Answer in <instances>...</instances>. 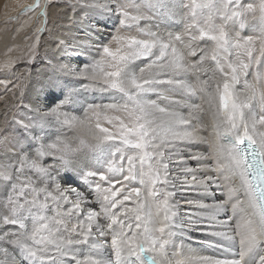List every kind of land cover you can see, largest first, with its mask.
I'll list each match as a JSON object with an SVG mask.
<instances>
[{
    "label": "snow or ice",
    "instance_id": "obj_1",
    "mask_svg": "<svg viewBox=\"0 0 264 264\" xmlns=\"http://www.w3.org/2000/svg\"><path fill=\"white\" fill-rule=\"evenodd\" d=\"M66 6L94 35L98 17L114 31L58 42L89 58L54 66L74 86L51 106L24 103L27 78L12 83L0 114V264H264V0ZM55 7L35 0L22 13L39 10L42 33ZM38 57L33 44L26 59ZM9 84L0 79L5 94ZM89 93L112 102L77 108ZM184 229L214 254L177 244Z\"/></svg>",
    "mask_w": 264,
    "mask_h": 264
},
{
    "label": "rangeland",
    "instance_id": "obj_2",
    "mask_svg": "<svg viewBox=\"0 0 264 264\" xmlns=\"http://www.w3.org/2000/svg\"><path fill=\"white\" fill-rule=\"evenodd\" d=\"M20 2H22V0H0V41L2 40L1 37L3 35H6V38H9L6 47L3 49L0 48V55L10 54V52L8 51L9 48L13 49L11 53L14 54V63L12 65V71L10 72H4L3 70L0 71V79L10 81L9 88L11 89L7 94H5L3 85H0V103H2V101L4 100L3 98H5V100L9 99L10 101L14 102L15 97L13 96V93H16L17 89L12 88V83H20L25 78H27V85H28L30 81L29 78H32L33 75L34 76L36 75L39 77L38 80L39 83L37 85L38 86L37 89H43L47 92V96H49L48 103L49 106H51L52 104L57 102L60 98H62L64 91L74 86V82H67L64 78H58L54 72V66L59 65L58 64L59 61L57 58L61 57L62 62H65L69 59V55L60 56L55 51L52 53L49 52V50H47L48 46H51V44L52 46H55L58 44L60 40H67V39L59 35L55 36V34L52 33V30L46 29L47 31L45 30L42 33L37 32L36 31L37 28H35V26L39 23L38 18L40 16H36L37 18L34 17V20L30 22L29 26L24 30H22L21 34H19L18 27L21 25V22L26 18H32L34 14V12L22 13V10L15 12L19 7ZM56 3H57V7H55L54 9H58L59 11L65 10L64 24L61 25V29L64 32V34H66V32L67 34H69L71 30L77 29L71 41L68 42L69 45H73L74 43H80V42L87 43L89 39L91 40L106 39L108 35L114 31L113 29L114 21L108 19L107 17H98L99 19L105 20L104 29H103L104 33L102 36H96L89 31L90 24H89L88 15L83 12L79 14L78 12H76V10L73 11L72 9L66 6L75 3V0H57ZM5 5L8 6L7 9L5 8ZM72 11L73 14L76 15L74 16V18L72 17L73 15H71ZM8 17H12L14 19L6 23ZM72 18L74 21L72 20ZM174 23L177 25V27L169 30L177 31V32L180 31L182 29V25H180L178 17L174 21ZM49 24H51L50 15L48 17L47 26ZM55 24L53 22V25L50 27V29H52ZM43 27H44V18L42 20L40 27L38 28H43ZM16 38L17 40L18 38L22 40V41L18 40L19 42H22L21 51H16L13 48ZM33 44H36L38 47L39 57L30 63L26 59V57L28 54L29 47ZM46 54H47V59H44ZM88 58L89 57H87L82 50V52L80 51L79 53L76 54L73 60L75 61V64H80L85 59ZM248 80L252 81L253 75H250L248 77ZM26 89H28V86H26L25 88L24 95L26 94ZM79 102L81 104L80 105L77 104L76 106L77 108H80L81 105H84V107L86 108L87 105L91 103L100 104V103H109L112 101L110 98H102L99 93H97L95 96L89 93L86 94L84 98L80 99ZM24 103L30 104V100L27 98V94L25 95ZM78 114L82 115L83 113L81 111ZM25 123H27V119H25ZM10 136H15L17 139H20L22 145L26 143L23 140L21 133L18 131H13L12 133H10ZM191 166L194 167L195 165L192 164Z\"/></svg>",
    "mask_w": 264,
    "mask_h": 264
},
{
    "label": "bare ground",
    "instance_id": "obj_3",
    "mask_svg": "<svg viewBox=\"0 0 264 264\" xmlns=\"http://www.w3.org/2000/svg\"><path fill=\"white\" fill-rule=\"evenodd\" d=\"M34 2H35V0H22V2L19 3V7H18V9L15 12H18L19 10H22L24 6L31 5ZM56 2H57V0H56ZM41 3H43V0H41ZM37 12H38V10H36L34 12L32 18H26L25 20H23L21 22V25L18 27L19 34H21L22 30H24L25 28H27L29 26L30 22H32L34 20V17L39 16V15H37ZM76 12H78L79 14L81 13V12H79L78 9L76 10ZM49 15H50L51 24H49L47 26V30H52V33L55 34V36H57V35L62 36L63 38L67 39V40H65L67 43L70 42L71 39L73 38L74 34H75V31L77 29L71 30V32L69 34H67V32H66V34H64V32L62 31L61 25L64 24L65 10H60L59 11L58 9H54L53 8V9H50ZM71 15H73L72 16L73 18H74V16H76L75 14H73V11H72ZM73 18H72V20H73ZM28 19H30V20H28ZM38 19H39V23L35 26V28L40 27V25L42 23V20H43V17H39ZM53 22H54V24L55 23L56 24L54 25V27L52 29H50V27L53 25ZM1 39L2 40L0 41V48L3 49V48L6 47L9 38H6V35H3L1 37ZM18 40L22 41L19 38H18ZM18 40L16 38V41L14 43V47L13 48L16 51H21L22 42H19ZM47 50H49V52H52V53L55 51L60 56L69 55V59L67 61H65V62H62V58L58 57L57 58L58 61H59L58 64H66V63H69V60H70L72 62V64L75 65V61L73 60V58H75L77 52L62 50V49H59L57 47V45L52 46V44H51V46H48ZM81 52H82V50H81ZM8 59H11L13 61V63H14V54L10 53V54H7V55L6 54L5 55H0V64H3ZM0 71H2V69H0ZM29 79H30V81L28 80L29 81L28 86H30V87H28V89H26V94H27V98L30 100V103H32L33 101H37L38 100V102L40 104H42L44 106H49V103H48L49 96H47V92L45 90L42 91V89H37V87H38L37 85L39 83V81H38L39 77L36 76V75L35 76L33 75V77L29 78ZM238 90L243 91V86L239 85L238 86ZM38 92H41L39 97H37V93ZM8 97H10V96H8ZM3 99L5 100V98H3ZM4 100L2 101V103H0V114H2L5 111V109H6V107L8 105L13 103L9 99H6L5 101ZM80 104L81 103L79 102L78 105H80ZM0 122H2V116H0ZM52 131H54V129ZM199 150L202 151L203 150V146H201V148ZM185 198H187V199H196L197 195H196V193L193 192V193L187 194L185 197H182L181 199H185ZM206 202L210 203L211 201L209 200V201H206ZM185 210H194V207L193 206H189V205H185V204L182 203L181 204V211L184 212ZM181 242H183L184 247L186 249H188L189 252L192 253V254H196V255H212V254H214V250L209 248L204 243V237L199 232L190 231L188 229H184L183 231L179 232L178 236H177V244H179Z\"/></svg>",
    "mask_w": 264,
    "mask_h": 264
}]
</instances>
